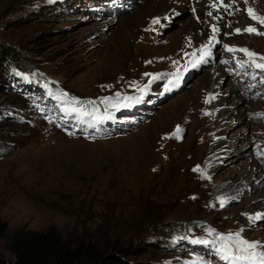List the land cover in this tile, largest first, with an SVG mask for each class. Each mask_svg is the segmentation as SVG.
I'll return each instance as SVG.
<instances>
[{
	"label": "rangeland",
	"instance_id": "obj_1",
	"mask_svg": "<svg viewBox=\"0 0 264 264\" xmlns=\"http://www.w3.org/2000/svg\"><path fill=\"white\" fill-rule=\"evenodd\" d=\"M154 1L140 0L115 17L86 0H0V42L17 49L24 70L48 78L73 104L80 102L72 107L104 108V116L118 118L132 107L133 118L148 117L130 131L74 135L45 121L33 98L16 89L28 85L24 75L14 87L0 73V217L10 234L55 226L74 253L81 247L89 258L127 247L133 251L127 258L136 264H228L219 251L220 234L240 232L243 239L264 244V201H259L264 70L238 63L248 58L241 48L264 56V26L248 14L252 8L264 17V0H227L234 9L225 11L227 17L214 11L213 0H190L189 15L205 18L197 17L196 23L206 28V41L193 33L182 35L183 18L164 11L149 16ZM212 25L222 42L216 51V63L225 72L221 95L234 87L238 98L224 103L239 105L240 111L229 117L236 123L223 135V128L218 132L220 95L203 79L213 65L172 89L187 75L188 56L209 43ZM249 26L261 34L243 31ZM173 33L179 35L178 48L171 44ZM225 45L237 50L223 54ZM119 96L127 97L115 102ZM104 98H110L107 104ZM177 126L181 135L175 133ZM246 139L262 168L259 181L245 175L248 164L236 160ZM210 235L206 254L174 250L185 237ZM164 242L176 246L167 249ZM0 251L6 260H15L6 238L0 240Z\"/></svg>",
	"mask_w": 264,
	"mask_h": 264
},
{
	"label": "trees",
	"instance_id": "obj_2",
	"mask_svg": "<svg viewBox=\"0 0 264 264\" xmlns=\"http://www.w3.org/2000/svg\"><path fill=\"white\" fill-rule=\"evenodd\" d=\"M18 56L16 48L0 42V73L10 78V73L15 71L13 68H22L18 63ZM5 238L15 260H6L0 251V264H68L71 259L77 264H136L127 258L133 254V251L127 247L109 253L97 252L95 256L88 258L87 254L82 255L81 247L75 253L71 251L55 226L49 227L46 232L21 228L10 234L8 223L0 217V240ZM162 245L167 249L176 246L169 242H164ZM185 248L188 246L183 243L174 250Z\"/></svg>",
	"mask_w": 264,
	"mask_h": 264
},
{
	"label": "bare ground",
	"instance_id": "obj_3",
	"mask_svg": "<svg viewBox=\"0 0 264 264\" xmlns=\"http://www.w3.org/2000/svg\"><path fill=\"white\" fill-rule=\"evenodd\" d=\"M155 2V7L153 8V6H152V8H151V11L149 12V16L150 15H154V14H158V13H161V12H166V13H168V15L169 16H175L174 17V19H182L183 18V20H182V23H181V25H182V32H181V34L182 35H184V34H195V35H197L200 39H201V41H206V39L204 40V38H205V36H206V32L204 31V30H200L199 28H200V26L196 23L197 22V18L195 17V15H189V13H190V7H189V4L191 3V1L190 0H155L154 1ZM168 7H170V8H168ZM168 8V9H167ZM174 11H176V13H173V14H171L170 15V13L171 12H174ZM146 15V14H145ZM185 17V18H184ZM173 19V18H172ZM145 19H144V16L143 15H140V21H144ZM230 20H231V22H232V24L233 25H235L236 26V24H235V21L237 20V19H235V16H233V17H231L230 18ZM146 22V21H145ZM114 23V22H113ZM113 23H110V25L111 24H113ZM221 23V22H220ZM239 23H240V25L242 24V22H240L239 21ZM220 26L222 27V28H224L225 26H226V24L225 23H222V24H220ZM108 28V27H107ZM166 28V27H165ZM225 29V28H224ZM227 29V28H226ZM211 31V30H210ZM210 31H209V33H210ZM180 34V35H181ZM211 34V33H210ZM217 35V34H216ZM210 36V35H209ZM171 37L173 38V41H172V45H174L176 48H178V46L180 45V44H178L179 43V35L178 34H175V33H173L172 35H171ZM194 37V36H193ZM219 37V36H218ZM217 37V38H218ZM165 38V37H164ZM208 38V37H207ZM197 39V38H196ZM199 39V40H200ZM200 42V41H199ZM198 43V42H197ZM201 43V42H200ZM202 45V44H201ZM213 65V69H212V73H210L209 75H205L204 76V82H205V84L207 85V88L212 92V93H214L215 92V94L216 95H220V99H219V101H218V103L220 104V106H222V109H223V111H221V113H220V116H219V125H218V132H219V129H221V128H223V133L222 134H220V135H223L225 132H226V130L228 129V128H230V127H232L233 125H235V120H234V118H232V119H229V117H231V115H233V114H239L240 113V111H239V109H238V107H239V105H235L234 103H232V104H234V105H232L231 103L229 104V102L227 103V104H225L224 102V100H229V98H234V99H237L238 98V92H237V90L234 88V87H231L230 86V89L231 88H233L232 89V91H234V92H232L231 94H230V91L228 90V91H226V93L225 94H227L226 96H222L221 95V89H220V87H221V85H222V83H224V79H223V76L225 75V72L223 71V70H221L220 68H219V66H218V64L215 62L214 64H212ZM229 83V82H228ZM236 92H237V94H236ZM222 96V97H221ZM243 101V100H242ZM229 105V106H228ZM242 108V107H241ZM221 109V110H222ZM238 110V111H237ZM241 110V109H240ZM243 120V119H242ZM247 125H249V123H246ZM221 126V127H220ZM242 129V128H241ZM240 132V131H239ZM245 132H246V130H245V128L241 131V133H240V135L243 137V135L245 134ZM220 133V132H219ZM244 138V137H243ZM245 138H246V136H245ZM239 141V140H238ZM227 142V141H226ZM243 142V141H242ZM228 143V142H227ZM221 144V149L223 150V151H225L226 149H227V147L229 146H231V144L230 143H228V146L226 147L225 146V142L223 143H220ZM249 144H251V142L250 141H248L247 139L244 141V147H243V149L241 150H238L236 153V157H237V159L236 160H239V161H243V163H246L245 165H247L248 164V169L250 170L248 173H246L245 175H247V174H249L250 173V175L249 176H251V175H253V177L252 178H254L255 179V181H259L261 178H262V173H261V166L258 164V162L256 161V157H255V155L254 156H251V154L252 153H250V146H249ZM240 145V144H239ZM236 146V145H235ZM243 146V145H242ZM223 147V148H222ZM234 148H236V147H234ZM234 151H235V149H234ZM225 156V155H224ZM223 156V157H224ZM222 157V158H223ZM224 159V158H223ZM234 161V160H233ZM232 161V162H233ZM251 163H254V165H251ZM245 169V168H244ZM246 170V169H245ZM258 171H260V172H258ZM257 172V173H256ZM244 182V181H243ZM245 186L247 187L248 186V184H245ZM249 187V186H248ZM247 187V189H249ZM257 188V187H256ZM256 191V190H255ZM254 191V192H255ZM258 191V190H257ZM259 193H260V197H259V201H264V189L263 190H261V191H259ZM256 213H257V211H256ZM264 213V212H263ZM262 213V214H263ZM262 214H260V215H262ZM263 216V215H262ZM262 243V242H261Z\"/></svg>",
	"mask_w": 264,
	"mask_h": 264
},
{
	"label": "snow or ice",
	"instance_id": "obj_4",
	"mask_svg": "<svg viewBox=\"0 0 264 264\" xmlns=\"http://www.w3.org/2000/svg\"><path fill=\"white\" fill-rule=\"evenodd\" d=\"M248 0H245V3H247ZM217 3L223 4V0H217ZM215 6V4L213 5ZM230 5L225 4L224 7L227 9ZM248 14L251 17V19L257 21L260 25L264 26V17L262 16H257L254 13V10L252 8L248 9ZM208 15L211 16L212 13L208 12ZM153 23H158L157 20H154ZM219 29L216 27V25H212V33L213 35L209 39V43L212 41L216 40L215 33H217ZM237 33L241 32V29L237 28L235 29ZM243 31L249 32V33H257L261 34L258 32L257 28L254 26H249L245 28ZM209 45H204L203 48H208ZM225 47L228 49V51L233 52L236 51L237 49L233 47H229L228 45H225ZM239 51L244 52L250 59L249 61L246 62H240L238 63L243 66L244 63H251L252 65L255 66L257 69L264 70V63H259L257 62L256 57H258L257 53L251 52L250 50L246 48H241ZM205 55H210L209 53H205ZM201 60L204 59V55H201L200 57ZM259 60L264 61V56H259ZM110 98H104L102 103L107 104L109 102ZM75 104H79L80 102L78 100L74 101ZM88 104L95 105L96 102L94 101H88ZM66 113H77L80 116H89L93 120L99 122L102 120L104 117L103 116H98L96 115L98 109L94 106L91 111H83L81 108H76V107H65L63 109ZM176 132H180L179 126H177ZM199 170V168L194 169V171ZM242 231V230H241ZM219 240H220V246H219V251L223 253V259L226 261H230V264H264V244H261L259 241H248L245 240L241 237L240 232H237L235 234L229 233L226 236L223 234L219 235ZM202 243H208L207 240L201 241ZM257 249H260L259 251Z\"/></svg>",
	"mask_w": 264,
	"mask_h": 264
}]
</instances>
